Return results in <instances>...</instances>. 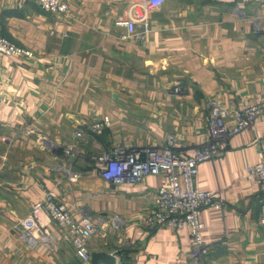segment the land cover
<instances>
[{
    "label": "crops",
    "instance_id": "0c3cea01",
    "mask_svg": "<svg viewBox=\"0 0 264 264\" xmlns=\"http://www.w3.org/2000/svg\"><path fill=\"white\" fill-rule=\"evenodd\" d=\"M63 1L67 14L47 13L36 0H0L1 34L32 53L0 55V264H85L53 222L50 246L31 247L14 230L48 191L98 228L103 219L124 221L90 241L92 253L116 258L101 264H188L191 230L146 222L165 178L114 185L97 159L116 143L162 147L170 138L189 155L210 140L212 106L263 101L264 0H165L152 12L148 0ZM140 15L149 24L144 39L124 40L127 20L144 31ZM104 117L112 125L93 134ZM73 145L77 156H67ZM263 152L260 120L200 165L197 186L220 191L226 205L202 213L206 264H264V193L248 173Z\"/></svg>",
    "mask_w": 264,
    "mask_h": 264
},
{
    "label": "built area",
    "instance_id": "2783aa9c",
    "mask_svg": "<svg viewBox=\"0 0 264 264\" xmlns=\"http://www.w3.org/2000/svg\"><path fill=\"white\" fill-rule=\"evenodd\" d=\"M47 13L67 14L69 5L63 0H36ZM165 0H148V12L159 9ZM137 16H139L137 12ZM144 31H138L135 20H127L125 26L127 33L123 36H139L144 39L145 32L149 31V24L144 15ZM0 55L30 56L32 53L11 42L0 32ZM177 92L181 90L176 89ZM4 98L0 95V104ZM264 120V100L244 105L240 109L215 104L210 109L208 116V129L210 140L200 147H196L189 155L176 152L173 147V138L169 144L157 146H134L131 144L116 143L108 151L103 152L97 159L100 176L114 185H136L151 176L165 178L166 185L157 188L152 203V211L147 217V225L156 230L168 227L173 231L184 228L191 230L192 250L188 264H206L205 259L210 253V246L203 238L204 224L201 220L203 211L213 207L220 210L226 208L220 191H205L197 186V177L200 165L205 161L215 160L228 146V142L244 130L254 128ZM232 121L233 123H229ZM112 125L109 117L95 119L90 126L93 134H102ZM85 132L77 131L75 137L83 138ZM67 156H77L78 148L74 145L65 148ZM248 173L253 177L254 184L264 193V152L262 161L248 168ZM80 173H74L78 178ZM49 218V223L43 217ZM260 225L264 231V204L260 211ZM50 222L57 225L66 241L75 248L77 258L89 264L92 252L89 248L90 241L106 231L108 227L123 230L124 221L119 217L103 219L101 224L95 225L91 216H84L80 220L73 213L60 204L53 191H48L45 198L36 203L30 215L24 219L15 220L14 230L20 232V240L31 247L42 243L50 246L52 233Z\"/></svg>",
    "mask_w": 264,
    "mask_h": 264
},
{
    "label": "water",
    "instance_id": "95a60500",
    "mask_svg": "<svg viewBox=\"0 0 264 264\" xmlns=\"http://www.w3.org/2000/svg\"><path fill=\"white\" fill-rule=\"evenodd\" d=\"M116 263V258L106 252H94L90 264H101V262Z\"/></svg>",
    "mask_w": 264,
    "mask_h": 264
}]
</instances>
